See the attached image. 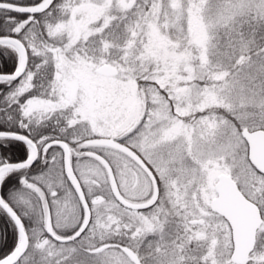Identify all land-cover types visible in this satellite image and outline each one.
I'll use <instances>...</instances> for the list:
<instances>
[{
    "label": "snow or ice",
    "instance_id": "obj_1",
    "mask_svg": "<svg viewBox=\"0 0 264 264\" xmlns=\"http://www.w3.org/2000/svg\"><path fill=\"white\" fill-rule=\"evenodd\" d=\"M0 264H264V0H0Z\"/></svg>",
    "mask_w": 264,
    "mask_h": 264
}]
</instances>
